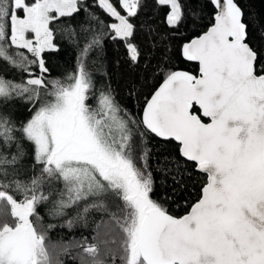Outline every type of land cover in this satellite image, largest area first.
<instances>
[{"label": "snow or ice", "instance_id": "1", "mask_svg": "<svg viewBox=\"0 0 264 264\" xmlns=\"http://www.w3.org/2000/svg\"><path fill=\"white\" fill-rule=\"evenodd\" d=\"M93 2L109 22L89 11L92 5L85 8V0H0V59L27 74L20 83L0 76V100L20 97L33 105L19 128L0 112V149H17L0 150V264H53L47 235L33 220L40 219L37 206L50 204V215L63 216L84 203L86 214L105 207L87 203L105 193L122 202L112 215L119 264H264V54L249 42L239 0H205L212 5L210 23L179 45V56L197 70L158 66L161 82L145 98L139 121L110 87L95 94L88 59L111 40L123 42L130 62L139 63L133 19L143 0ZM152 2L173 32L195 17L187 0ZM81 11L87 27L60 25ZM57 32L79 50L76 71L63 80L48 79L46 56L60 51ZM134 129L142 139L151 133L174 141L178 154L206 175L184 215L153 199L150 150L137 157ZM22 140L31 142L40 167L28 181L9 173L24 155ZM83 243L91 264H104L98 245ZM107 255L116 264L117 253Z\"/></svg>", "mask_w": 264, "mask_h": 264}, {"label": "trees", "instance_id": "2", "mask_svg": "<svg viewBox=\"0 0 264 264\" xmlns=\"http://www.w3.org/2000/svg\"><path fill=\"white\" fill-rule=\"evenodd\" d=\"M143 3L144 7L133 19L137 29L134 42L142 51L139 63L134 65L130 62L123 42L111 40H106L102 49L95 51L88 59V71L92 73L95 94L98 95L101 89L110 87L116 100L137 121L142 116L145 98L161 82V76L154 72L158 66L164 68L171 63L179 69L197 70L195 63L186 62L179 56V45L183 42V37L196 35L199 30L206 29L212 15V5L205 0H187L188 10L194 12L195 17L190 16L185 22L186 27L182 24L178 32H173L156 15L152 0H143ZM239 3L245 12V21L250 24L249 42L264 54V0H239ZM89 5L92 7L88 8ZM84 7L101 20L109 22V18L95 7L93 0H85ZM193 19L194 24L191 22ZM91 24L93 28L97 26L95 21ZM60 25L71 26L77 30L81 26L87 27V12L81 11L72 18H64ZM57 39L60 51L46 56L50 69L48 79L63 80L76 71L79 50L66 34L57 32ZM14 52V49L10 50V54ZM0 76L17 83L27 79L25 72L3 59H0ZM89 102L95 105V99ZM32 110L33 105L25 98L0 100V112L8 114L18 128L30 119ZM140 131H143L142 126ZM21 143L24 155L16 165L9 166L10 179L28 181L40 174V167H34V147L31 142L22 140ZM132 147L137 157L142 148L150 150L148 167L154 180L153 199L164 203L173 215L186 212L198 199L201 186L206 182V175L178 154L174 141H166L151 133H146L142 139L134 129ZM0 150L9 155L17 152L15 144ZM140 163L138 160V166ZM13 168L15 175H11ZM87 203H102L105 207L90 208L84 214L85 204L81 203L78 207L66 209L63 216H54L49 214L50 204L37 206L40 219L33 217V220L47 235L53 264H91L92 258L83 251L84 238H87V243L98 245L101 249L99 258L104 260V264H112L111 256L107 255L109 249L117 253L116 264H119L117 249L120 232L112 222V215L119 214L122 202L115 194L105 193L101 198H90ZM78 213L82 214V218L78 217ZM69 220L73 221L71 226L68 224ZM49 225L52 227L49 228Z\"/></svg>", "mask_w": 264, "mask_h": 264}, {"label": "water", "instance_id": "3", "mask_svg": "<svg viewBox=\"0 0 264 264\" xmlns=\"http://www.w3.org/2000/svg\"><path fill=\"white\" fill-rule=\"evenodd\" d=\"M182 70H184V69H182ZM158 86H159V85H158ZM158 86H157V87H158ZM195 167H196V166H195ZM194 203H195V202H194ZM188 210H189V209H188ZM188 210H187V211H188ZM187 211H186V212H187ZM186 212H184V213L181 214V215H184ZM181 215H178V216H181Z\"/></svg>", "mask_w": 264, "mask_h": 264}]
</instances>
